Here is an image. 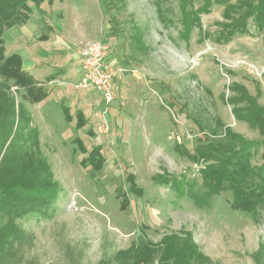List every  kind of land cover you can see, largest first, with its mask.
Instances as JSON below:
<instances>
[{
    "label": "rangeland",
    "instance_id": "1",
    "mask_svg": "<svg viewBox=\"0 0 264 264\" xmlns=\"http://www.w3.org/2000/svg\"><path fill=\"white\" fill-rule=\"evenodd\" d=\"M63 3L49 7L54 13L65 5L72 16L78 8L72 21L79 27L84 21L82 30L92 37L81 50L106 41L117 54L112 62L126 70L116 76L114 101L107 106L97 90L78 88L82 58L64 42V50H71L64 61L46 54L42 67L49 72L31 73L49 91L46 100L31 105L12 86L38 131L60 191L45 214L18 219L24 243L15 258L24 264H117L121 250L190 233L207 264H264V209L255 221L232 210L229 194L199 208L178 186L159 178L200 187L205 163L193 162L186 150L203 135L201 128L209 133L220 123L249 140L260 139L257 130L235 119L227 98L237 83L264 107V32L250 22L248 34L225 41L226 32L219 40L226 15L218 5L200 14L185 37L178 0H120L110 7L101 0ZM43 14H38L43 25L35 27V39L47 36L46 19L54 16ZM14 31L2 37L6 57L16 54L5 44ZM35 44L51 52L46 44ZM61 69L66 73L57 84L48 75ZM95 148L100 152L91 160ZM263 153L253 165L264 163ZM99 158L104 162L100 171L95 167ZM129 174L133 181L127 180Z\"/></svg>",
    "mask_w": 264,
    "mask_h": 264
},
{
    "label": "trees",
    "instance_id": "2",
    "mask_svg": "<svg viewBox=\"0 0 264 264\" xmlns=\"http://www.w3.org/2000/svg\"><path fill=\"white\" fill-rule=\"evenodd\" d=\"M55 1L0 0V264H24L15 258L24 243V233L17 221L27 215L45 214L58 200L60 192L52 165L42 152L38 131L31 128L29 113L24 104L17 101L20 95L31 105L39 104L49 97V91L40 87L38 81L24 70L19 54L5 56L2 37L6 31L23 27L29 22L32 6L40 8L46 2L52 6ZM101 1L110 7L120 0ZM197 1L178 0L184 26L182 35L185 37L199 23V15L210 13L213 5L225 7L226 24H222L224 30L219 40H224L226 32L225 41H230L236 33L248 34L250 22L259 32H264V0H238L235 3L233 0H199L201 7H197ZM12 86L19 88L17 97L12 92ZM229 90L234 93L227 98L233 116L257 130L260 139L249 140L220 123H217V130L214 128L209 133L201 128L203 135L193 143L192 149L186 150V155L193 162L205 163V167L199 170L202 179L200 187L187 185L185 179L159 178L164 185L178 186L181 195L187 194L199 208H204L222 194H229L233 211L257 221L264 209V163L253 165V160L264 149V107L241 84L234 83ZM95 149L91 160L96 159L100 152ZM101 159L95 166L98 171L104 164ZM134 178L129 174L127 180L133 181ZM116 256L117 264L208 263V258L202 255L190 233L166 236L158 245H133L119 251ZM100 264L108 263L102 261Z\"/></svg>",
    "mask_w": 264,
    "mask_h": 264
},
{
    "label": "crops",
    "instance_id": "3",
    "mask_svg": "<svg viewBox=\"0 0 264 264\" xmlns=\"http://www.w3.org/2000/svg\"><path fill=\"white\" fill-rule=\"evenodd\" d=\"M65 1L66 0H64L63 4H65ZM56 3H57V0L52 5V7H54L52 10L56 9L55 7ZM36 10L38 12L37 11L35 12L38 14L44 13L46 15L47 14L54 15L50 19L49 17L46 19V16H44V18L47 21L46 23L48 24L47 25L48 28L45 27L48 29L47 36H44V34H42L43 35V36L41 35L42 40L35 39L36 35L38 34L36 33L37 29L35 27L39 26V22L42 24L43 20L41 19V17H39L38 14L36 15V13L32 11L29 22L25 24V26L23 27L12 29V30H15L14 35H12V32H10L9 41L8 40L5 41L6 47L10 45L11 50L13 52L15 51L16 54H19L23 58L24 70L29 75H31L33 78L34 76L31 74L32 72H37V73L49 72L47 69H44V67H42L44 66V63H45L44 59H46L45 58L46 54L48 55V54L55 53L57 55H60L63 57L62 61L65 60L64 57H66L67 55H70L68 53H71V50H64V42H67L69 44L70 49H72L73 52L77 50L81 58L80 51H81L82 45L85 42L93 41L90 39L92 38L90 36V33H88L87 35L85 30H82L83 28L82 25L84 21L81 22L80 27L79 25H77V23H74L72 21L73 18H76L75 14H80V11L78 8H76V10L75 9L73 10V16L68 13V10L67 8H65V5L62 8H58V11H55L53 13L50 7L48 6L47 2L44 3L40 8L36 7ZM74 31H77L79 35L77 36L76 33L73 34ZM38 32H41V31H38ZM74 36L78 38L76 39ZM63 37L69 39L70 41H62ZM35 40H38V41H35ZM35 42H42L46 44L49 47V50H51V52L45 53L46 50L44 49V47L36 45ZM33 44L34 46L32 47ZM114 55L117 56V54H114L113 52L111 56L112 59ZM65 73L66 71H64V69L63 70L61 69L51 75L49 74L48 76L53 75V77L55 78H53L52 81H55L58 84L59 78L63 77ZM34 79L39 82L38 79L36 78ZM50 86L52 85L50 84Z\"/></svg>",
    "mask_w": 264,
    "mask_h": 264
},
{
    "label": "built area",
    "instance_id": "4",
    "mask_svg": "<svg viewBox=\"0 0 264 264\" xmlns=\"http://www.w3.org/2000/svg\"><path fill=\"white\" fill-rule=\"evenodd\" d=\"M113 49L105 42L88 43L81 50L83 77L78 88L95 89L101 93L107 106L114 101L113 83L126 70L112 62Z\"/></svg>",
    "mask_w": 264,
    "mask_h": 264
}]
</instances>
